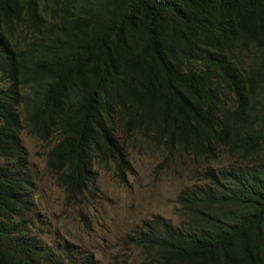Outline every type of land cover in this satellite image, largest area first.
I'll list each match as a JSON object with an SVG mask.
<instances>
[{
    "label": "trees",
    "instance_id": "1",
    "mask_svg": "<svg viewBox=\"0 0 264 264\" xmlns=\"http://www.w3.org/2000/svg\"><path fill=\"white\" fill-rule=\"evenodd\" d=\"M22 129L66 204L137 141L194 166L179 220L127 234L141 264H264V0H0V264H95L28 234Z\"/></svg>",
    "mask_w": 264,
    "mask_h": 264
},
{
    "label": "rangeland",
    "instance_id": "2",
    "mask_svg": "<svg viewBox=\"0 0 264 264\" xmlns=\"http://www.w3.org/2000/svg\"><path fill=\"white\" fill-rule=\"evenodd\" d=\"M21 137L29 155L33 175L35 210L28 215V234L47 247L67 246L93 255L97 264H141L137 248L126 237L142 221L158 214L166 220H179L175 194L195 175L189 162H171L158 169L161 157L137 141L127 154L134 172L119 179L113 166H96L94 194L87 203L66 204L63 189L47 171L45 144L26 129ZM230 159L220 152L210 166L220 169Z\"/></svg>",
    "mask_w": 264,
    "mask_h": 264
},
{
    "label": "clouds",
    "instance_id": "3",
    "mask_svg": "<svg viewBox=\"0 0 264 264\" xmlns=\"http://www.w3.org/2000/svg\"><path fill=\"white\" fill-rule=\"evenodd\" d=\"M30 171V170H29ZM32 174V173H31ZM33 176V175H32ZM33 182H34V179H33ZM34 184V183H33ZM32 188H33V186H32ZM34 202H35V197H34ZM86 254H88V253H86ZM89 255H91V254H89ZM92 257H93V255H91ZM93 261L95 262V264H97V262L95 261V259H94V257H93Z\"/></svg>",
    "mask_w": 264,
    "mask_h": 264
}]
</instances>
